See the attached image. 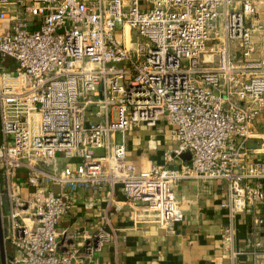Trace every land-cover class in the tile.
I'll use <instances>...</instances> for the list:
<instances>
[{"label": "built area", "instance_id": "obj_1", "mask_svg": "<svg viewBox=\"0 0 264 264\" xmlns=\"http://www.w3.org/2000/svg\"><path fill=\"white\" fill-rule=\"evenodd\" d=\"M259 11L264 0H0L6 264H74L81 249L100 248L103 231L76 244L84 233L58 231L80 189L119 190L135 218L173 232L185 178L224 181L221 242L235 253L236 215L264 205ZM161 118L176 146L160 162L127 163V133ZM254 138L257 148L247 144ZM185 153L188 162L172 166ZM255 224L264 234V215Z\"/></svg>", "mask_w": 264, "mask_h": 264}, {"label": "crops", "instance_id": "obj_2", "mask_svg": "<svg viewBox=\"0 0 264 264\" xmlns=\"http://www.w3.org/2000/svg\"><path fill=\"white\" fill-rule=\"evenodd\" d=\"M259 16L264 18L261 11ZM7 60L13 61L7 58L6 64ZM164 122L160 119L154 127L137 125L138 129H147L141 139L133 134L134 128L129 131L127 152L135 159L129 163L138 167L148 160L160 162L163 152L176 146ZM255 129L264 131V116L258 118ZM261 142L254 138L247 144L257 148ZM255 157L264 159V154ZM181 162L187 163L188 158L175 160L172 166ZM175 193L183 217L175 222L173 232H168L145 216L135 218L130 205L122 202L119 190L111 198L104 186L74 192L68 213L58 223V231L84 233V238L73 236V244L94 243L97 233H106L99 249L90 255L81 249L74 264H264V248L255 246L264 237L255 224V219L264 215V205L248 206L236 215L232 254L223 250L220 233L227 223L226 209L220 205L226 197L224 181L185 178L177 182Z\"/></svg>", "mask_w": 264, "mask_h": 264}, {"label": "rangeland", "instance_id": "obj_3", "mask_svg": "<svg viewBox=\"0 0 264 264\" xmlns=\"http://www.w3.org/2000/svg\"><path fill=\"white\" fill-rule=\"evenodd\" d=\"M136 38V34H133V39H135ZM7 64H8V67H10V68H14L15 67V62L14 61H12V62H10V60H7ZM161 119H163V118H161ZM165 123V122H164ZM161 124L163 125V122L161 121ZM166 124V123H165ZM142 125V124H141ZM137 126H134L133 128L135 129V131H133V134H137L138 135V137H139V139H141L142 138V136L147 132V129L145 128V127H142V128H140V129H138V128H136ZM167 127H169L168 128V131L170 130V132H171V127L170 126H167ZM128 135H130V133L128 132L127 133ZM128 135H127V142H130L129 141V137H128ZM132 135V134H131ZM118 138V135H117V137H116V139ZM138 144H139V142H138ZM94 153L95 154H102L103 153V150L102 149H95L94 150ZM135 159H134V156L132 155V154H130L129 152H126V162L127 163H129V162H131V161H134ZM59 161V160H58ZM60 161H61V163L63 164L64 162H66L67 160L66 159H63V158H60Z\"/></svg>", "mask_w": 264, "mask_h": 264}, {"label": "water", "instance_id": "obj_4", "mask_svg": "<svg viewBox=\"0 0 264 264\" xmlns=\"http://www.w3.org/2000/svg\"><path fill=\"white\" fill-rule=\"evenodd\" d=\"M182 157L189 158V155L185 153L182 155ZM4 208H6V201H5ZM5 213H7V211H5ZM0 264H6L5 245H4V239H3L1 213H0Z\"/></svg>", "mask_w": 264, "mask_h": 264}, {"label": "bare ground", "instance_id": "obj_5", "mask_svg": "<svg viewBox=\"0 0 264 264\" xmlns=\"http://www.w3.org/2000/svg\"><path fill=\"white\" fill-rule=\"evenodd\" d=\"M128 37H129V36H128V30H127V35H126V39H128Z\"/></svg>", "mask_w": 264, "mask_h": 264}]
</instances>
